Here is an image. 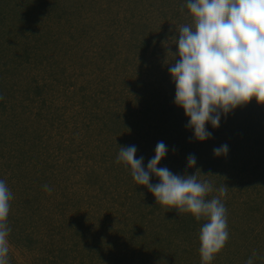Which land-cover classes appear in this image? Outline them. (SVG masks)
I'll use <instances>...</instances> for the list:
<instances>
[{
    "label": "rangeland",
    "instance_id": "obj_1",
    "mask_svg": "<svg viewBox=\"0 0 264 264\" xmlns=\"http://www.w3.org/2000/svg\"><path fill=\"white\" fill-rule=\"evenodd\" d=\"M184 4L185 0H0L12 29L27 24L21 13L30 11V26L38 27L34 52L42 55L34 67L23 64L18 75L22 78L15 100H30L32 108L23 113L16 106L21 114L15 118V130L0 131V143L4 138L8 143V154L0 157L2 176L10 175L9 163L25 156L23 164L13 168L12 180L21 191H10L14 207L8 217L12 214L14 227L8 237L9 264H91L98 255L88 257L78 240L79 234L89 232L79 228V220L96 227L111 257L124 249L128 264H201L199 231L205 221L157 205L152 193L117 163L119 147L134 145L146 169L161 141L168 152L158 167L178 175L196 173L198 180L210 182L214 191L207 199L218 195L221 186L230 188L226 197L237 207L232 217L227 213L233 239L228 238L211 264L226 263L223 255L238 249L237 227L242 221L256 233L257 244L250 248L256 253L254 264H264V170L257 166L253 174L242 176L250 178L241 184L232 178L235 170L223 172L219 181L222 170L216 165L221 156L213 153L226 144L233 165L264 158V105L253 99L222 116L218 128L206 125L210 139H194L184 110L174 103L175 84L169 74L175 58L168 52L177 51L173 37L188 22ZM16 35L23 43L34 41L23 30ZM189 155L196 158L192 168L187 166ZM158 182L151 177L150 183ZM23 206L35 225L31 233L37 228L45 239L33 249L10 242H16ZM237 218L242 221L233 220ZM50 223L58 225L57 231L48 229ZM54 235L58 241L51 253L43 248ZM74 246L80 259L72 258ZM244 253H236L231 264H246Z\"/></svg>",
    "mask_w": 264,
    "mask_h": 264
},
{
    "label": "clouds",
    "instance_id": "obj_2",
    "mask_svg": "<svg viewBox=\"0 0 264 264\" xmlns=\"http://www.w3.org/2000/svg\"><path fill=\"white\" fill-rule=\"evenodd\" d=\"M184 7L188 22L180 26L178 38L173 37L177 51L168 52L175 58L169 63V74L175 84L174 103L188 118L186 127L195 140L203 142L212 136L206 125L218 128L222 116L253 99L264 105V0H185ZM136 152L134 145L119 147L117 163L152 193L157 205L205 221L199 231V254L201 264H211L229 238L221 199L228 188L221 186L218 195L207 199L214 191L210 182L198 180L196 173L178 175L158 167L168 152L163 141L157 143L146 169L144 158H136ZM213 153L226 156L228 146L214 148ZM195 164V156L189 155L188 168ZM152 176L159 182L150 183ZM44 189L51 192L47 185ZM11 199L7 184L0 180V264H9ZM255 257L254 252L246 264H254Z\"/></svg>",
    "mask_w": 264,
    "mask_h": 264
},
{
    "label": "trees",
    "instance_id": "obj_3",
    "mask_svg": "<svg viewBox=\"0 0 264 264\" xmlns=\"http://www.w3.org/2000/svg\"><path fill=\"white\" fill-rule=\"evenodd\" d=\"M14 3H16V2H14ZM167 5L169 6L170 3ZM8 11H10L9 8H8ZM21 15H22V21H26V22L29 21V22L27 24H24L22 28L20 27L18 29H14V28L12 29L10 27V25H8V23H10V20L7 17H5L6 16L5 13L2 12V9H0V97H2V99H0V122L1 121L3 122V124L0 125V129H1L0 131H3L4 127H7V128L10 127L12 129H14L16 127L15 124L17 123V121L15 120V118L19 117L18 115L20 113V111H17L16 106H20V108L23 109V111H22L23 113H28L30 107L32 108V106H33L32 101H30V100H29V104L28 103H22L21 100H19V101L15 100V97H16L15 92H18L19 88H20L17 85V83H19V81L22 78V77H20L21 76L20 72L23 71V69H21V66L23 64L26 65V64L30 63L34 67V65L40 63V61L37 60V57L42 56V55L37 54V52L36 53L34 52V50L36 51L38 49L34 45V42H36L35 36H37L36 33L38 31V27L37 26H34V27L30 26V24L33 23L32 19L30 18V11H27V12L24 11L23 13H21ZM35 20H38V19L36 18ZM37 23L34 22V24H37ZM48 28H49V31H47V32L49 34V33H51L50 32L51 28L47 27V29ZM20 30H23L27 33H30L31 38L33 37L34 41H31V43L28 41H25V43H23L21 40L19 41V39L16 35V32L20 31ZM51 37L53 38V37H55V35L52 33ZM65 47L68 48V46H65ZM62 50L63 49H61V51ZM44 58L46 59V56ZM34 59H36V60H34ZM18 75H20V76H18ZM35 75H33V77H32V80L34 83L37 82ZM42 83L44 84V86L46 85V81H44ZM22 94H23V92H22ZM39 96H40V94H37V97H39ZM12 98L14 99V101H11ZM41 101H43V99ZM9 103H11V104H9ZM30 103H31V105H30ZM8 105H10V106H8ZM11 118H12V120L10 122L9 120ZM0 134H2V133L0 132ZM26 142H27V140H26ZM6 144L8 145L7 141L4 138L0 143V148L2 149L0 151V157L1 158L2 157L4 158V156L6 154H8V153L4 152V148H5ZM83 151L86 152L85 150H83ZM24 157H25L24 154H22V157L20 156L18 158L21 161L18 160V161H16V163L11 162L7 165V168H10V170H9L10 175H8V177L5 178L2 176V175H4V173H2V172L0 173L1 174L0 180L5 181V183L7 184L10 191L16 190V189L20 190L18 185L15 182H13V180H12V177H14V173H15L13 168L15 166H20L21 164H23L22 161H24V159H23ZM208 159H210V161H212V157H208ZM261 160H263V161H261ZM233 164L234 163L231 162V160L229 159V156L226 155V156L220 157V161H218V164L216 165V167L221 165V170H222L219 173L220 177L218 176L219 181H220V178L223 179V175L227 171H228V173L232 174L233 170H235L234 173L232 174V178L236 181H239V184H241L243 182L248 181L250 178V177H246V176L242 177V176L246 175V174H253L255 171L254 169L257 166H261V168L264 170V158H258L256 160H252V159L247 158L246 160L243 161V163L241 165L240 164L239 165H233ZM83 166L86 167V165H83ZM91 166H93V165L91 164ZM223 172H225V173H223ZM229 189L230 188H228V190ZM228 190H227V194H228ZM241 195H243L242 192H241ZM221 199L225 205V208L227 210L228 215H231V217H232L235 210H237V207L232 206V204L230 203V201H228V198L226 196L222 197ZM243 200L244 199H242V202H243ZM27 206H28V203H27ZM13 207H14L13 204L10 203V211L9 212H11L13 210ZM253 208H254V206L248 207V212H249V210L252 211ZM26 211H27V208H24V206H23V209L21 210L20 214H21L22 218H24V219L21 220V223H19V226H20L19 231L17 233H14L16 236L15 237L16 242L12 241V240L10 242L14 245H21L22 247H24L26 249H33L34 243L35 244L44 243L45 239H43V237H44L43 232H40L37 228H36L34 234L31 233V228L35 225L32 224L33 221H32V219L29 218V216L27 215L28 213ZM10 217L11 218H9V217L7 218V225L10 228V230H12L14 227V225L11 223V220L13 219L12 214ZM233 220L242 221V219H240V218L239 219L238 218L233 219ZM14 221H18V220H14ZM47 221L48 220L45 219V222H47ZM228 221H229V219H227V223H228ZM87 224L88 223L81 225L80 220L78 221L79 228L81 227L82 229H84V231L88 230L89 232L87 235L79 234L77 238L80 242L85 244V247L88 249V251H87L88 257H92V255H94V254L98 255L97 258H93V257L91 258V260H90L91 264H128L129 258L126 256L122 257L125 255L124 249L121 251L115 252L114 258L111 257L109 255V253L107 254V252H106L107 249L105 248L103 242L100 240V233L96 231V227L95 226L91 227L90 225H87ZM245 226H246V224L243 225V221L240 225H238L237 228L240 230V233H241V243L238 245L239 246L238 249L236 248L234 251H228L225 255H223L224 261L226 262L224 264L233 263L236 260L235 259L236 253H241V252L245 251L246 253H244V255H246L248 258L250 256H252L250 248L254 247V245L257 244L256 243L257 242L256 237H254V236H256V233H254L252 225H250V228H245ZM57 227H58V225H52V223H50V226L48 227V229L50 231H57ZM32 229H35V228H32ZM119 229H122V228H118V230ZM37 231H39V232H37ZM55 236L56 235H54L52 237L53 238L52 240H55V241L51 240V242H49V244L43 249L47 248L48 252H51V253L54 251L55 245H56V240L58 241L57 237H55ZM231 237H232V235L229 236V238H231ZM54 238H56V239H54ZM232 239H233V237L231 238V240ZM75 247L76 246H74V250H73L74 255L72 256V258L80 259V257L78 255H76V248ZM246 247L248 249H246ZM241 250H244V251H241ZM81 252L82 251L80 249H78V253H81ZM135 257L136 256H133V259H135ZM111 258H113L112 259L113 261L111 260Z\"/></svg>",
    "mask_w": 264,
    "mask_h": 264
}]
</instances>
